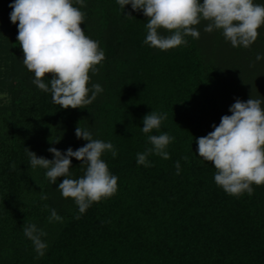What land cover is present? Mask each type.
<instances>
[{
    "label": "trees",
    "instance_id": "trees-1",
    "mask_svg": "<svg viewBox=\"0 0 264 264\" xmlns=\"http://www.w3.org/2000/svg\"><path fill=\"white\" fill-rule=\"evenodd\" d=\"M12 3L0 0V53L12 62L0 80L11 93L2 108L8 124L0 132V264H264V185L253 184L251 196L229 195L215 183L214 165L198 154V138L232 113L217 101L194 39L186 36L187 45L166 51L151 47L144 43L143 10L99 0L105 59L95 83L103 92L87 108L64 109L33 83L34 72L27 69L23 84L17 80L14 64L23 65V73L25 65L18 22L10 20ZM51 79L43 78L49 87ZM152 111L167 113V119L159 132L145 134L143 118ZM78 126L117 150L115 158L110 151L101 157L118 177L116 194L83 214L56 188L64 177L52 184L46 169L31 167L26 151L52 160L48 149L66 153L68 140L75 151ZM163 133L174 137L166 149L170 159L153 154L151 166L137 164V153L151 147L148 135ZM70 159L71 178L83 177L86 165ZM51 209L62 222H49ZM30 224L47 233L42 240L48 247L39 258L24 235Z\"/></svg>",
    "mask_w": 264,
    "mask_h": 264
},
{
    "label": "clouds",
    "instance_id": "clouds-1",
    "mask_svg": "<svg viewBox=\"0 0 264 264\" xmlns=\"http://www.w3.org/2000/svg\"><path fill=\"white\" fill-rule=\"evenodd\" d=\"M122 9L131 4L133 10H143L147 17L145 44L160 50H169L187 45L186 36L199 39L196 25L202 20L209 21L204 28L211 33L221 29L224 38L233 47H250L264 26V5L254 0H117ZM85 6V0H76ZM10 20L18 22L17 41L24 53L23 64L34 72L33 83L44 92H51L52 100L60 107L87 108L103 92L100 84L89 88L90 73L98 72L96 67L105 59L99 43L85 35L81 24L85 13L73 6V0H14ZM131 16V14H127ZM159 29L172 33L165 37ZM262 57L257 54L256 59ZM52 77L49 84L43 78ZM91 93V95H89ZM260 99L250 98L246 102L237 100L230 106L231 115H224L214 131L198 138V154L211 162L215 169V183L232 196L247 192L253 194L252 185H264V108ZM167 113L152 111L143 118L142 132H159ZM77 138L90 141L73 151L70 147L63 153L55 147L48 150L54 159L37 157L26 147L31 167L46 169V177L54 184L64 177L58 189L64 198L74 199L79 213L83 214L93 204L110 198L118 190V177L109 172L108 165L101 159L105 151L117 156V150L110 142L93 139L92 133L75 130ZM151 147L137 153V164L151 166L150 155H158L167 160L170 154L167 146L174 137L167 133L148 135ZM55 142H59L57 139ZM71 157L83 162L86 171L79 179L71 178ZM183 159L188 161V157ZM14 169L15 164L11 165ZM176 173H180V163H175ZM47 199V196H42ZM45 207H48L45 205ZM80 217L77 216L76 219ZM49 222H62L63 218L51 209ZM24 235L32 241L37 258L45 254L48 245L42 240L47 233L35 224L23 229Z\"/></svg>",
    "mask_w": 264,
    "mask_h": 264
},
{
    "label": "rangeland",
    "instance_id": "rangeland-1",
    "mask_svg": "<svg viewBox=\"0 0 264 264\" xmlns=\"http://www.w3.org/2000/svg\"><path fill=\"white\" fill-rule=\"evenodd\" d=\"M254 2L264 5V0H254ZM73 6L85 13L84 23L81 24V27L86 36L99 43L101 49L104 33L100 22L99 0H85V6L79 5L76 0H73ZM208 23L209 21L202 20L200 24L196 25L200 37L199 39L192 38L198 45L206 69L211 72L217 101L224 108L230 109V106L237 100L246 102L250 98L260 99L262 101L261 107L264 108V26L258 30L257 40L250 47L244 48L243 46L233 47L230 41L224 38L221 29H214L211 33L205 32L204 28ZM159 30L161 31V29ZM16 43L13 42L12 46ZM257 54L262 57L260 60L256 59ZM17 64L18 62L14 64V70L18 76H21L17 80L21 82L22 77L25 76L26 82L30 77L28 70L25 66V73H23V65ZM11 66V59L4 58V54L0 53V80L6 79V71H10ZM96 73H90L89 88L96 84ZM7 90H2L0 85V132H3L8 124V112L2 109L10 103L11 93ZM65 137H70V134L65 132ZM67 143L69 146L71 144L72 148L74 142L68 140ZM86 144L83 138H77L78 148ZM55 196H57L56 192Z\"/></svg>",
    "mask_w": 264,
    "mask_h": 264
}]
</instances>
